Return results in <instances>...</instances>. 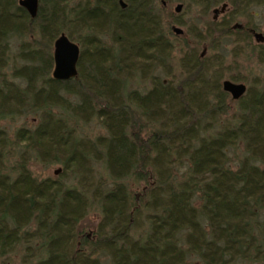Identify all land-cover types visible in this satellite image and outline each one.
Returning <instances> with one entry per match:
<instances>
[{
	"label": "trees",
	"instance_id": "obj_1",
	"mask_svg": "<svg viewBox=\"0 0 264 264\" xmlns=\"http://www.w3.org/2000/svg\"><path fill=\"white\" fill-rule=\"evenodd\" d=\"M105 1L82 13L67 8L70 0H39L33 18L18 0H0V119L39 117L13 139L0 127V260L21 247V264H102L99 248L106 264H264V82L230 98L236 112L223 118L230 104L222 61L206 65V48L194 46L178 59V78L159 79L156 69L173 75L169 23L153 0H129L124 9ZM81 18L87 32L110 34L111 44L89 35L75 77H52L46 44L22 41L23 62L10 64L12 37L36 31L52 41ZM134 76L151 86L127 90ZM72 118L96 119L106 134L86 144L72 134ZM29 150L61 164L76 184L34 176ZM97 161L114 185L97 193L99 230L89 236L80 225L89 190L78 183ZM126 179L143 186L128 190ZM140 217L146 229L134 238Z\"/></svg>",
	"mask_w": 264,
	"mask_h": 264
},
{
	"label": "rangeland",
	"instance_id": "obj_2",
	"mask_svg": "<svg viewBox=\"0 0 264 264\" xmlns=\"http://www.w3.org/2000/svg\"><path fill=\"white\" fill-rule=\"evenodd\" d=\"M164 1V3H162ZM258 0H203L202 3L194 0H153L156 12L159 14L161 20L165 23V28L178 26L187 33L186 38L181 35H176L172 30L168 34V38L174 44L172 72L173 75L168 74L162 69H156L154 76L161 80L168 81L171 76L178 78L179 68L177 66L178 59L187 50V48L196 47L199 51L205 47L206 65L213 66L216 61L221 62L220 72L223 73L221 79H230L235 82H242L247 87L252 89L260 88L264 82V3H258ZM208 2V3H207ZM84 0H70L67 8H77L83 5ZM181 3L182 9L179 12L174 10L175 6ZM207 3V5H206ZM223 3H226V8L223 12H219L216 19L213 20V9L220 8ZM40 5V4H39ZM67 9V10H68ZM228 25L231 28L229 34L219 31L220 27ZM237 27V28H236ZM239 28V29H238ZM69 29V30H68ZM64 32L74 36L75 41L79 44L80 49L84 48V41L89 35L98 36L102 45H109L110 34L106 31L99 33L89 31L80 23L71 25ZM253 30V31H252ZM250 32H260L263 39L257 41ZM22 41L35 43L38 46L49 45L53 53V42L42 38L35 31L28 33L23 37H12L10 40L9 61L11 65H20L23 61L18 58L19 45ZM31 46H34L33 44ZM47 49V46H44ZM52 74V73H51ZM126 89H137L139 92H145L151 86V79L134 76L127 81ZM176 82V81H175ZM21 85L23 83L19 81ZM70 97V96H69ZM231 96L228 94V102L230 104L228 112L223 118H231L236 112L237 104L235 101H229ZM72 100L73 99L71 97ZM38 113H27L21 116H9L0 119V127L4 128L9 134L10 138H14L15 132L20 127L32 129L38 123ZM72 134L81 139L86 144L93 142L96 137L106 134V131L101 127L98 120L93 119L85 122L72 118L69 121ZM15 151V152H14ZM23 151V147H18L13 150L14 156L10 158L11 161L17 160L19 154ZM28 166L32 174L37 178H57L61 175V180L70 184H76L73 175L70 172L62 174V165L59 163H50L39 160L35 157L34 151H27ZM59 169L58 173L54 171ZM86 178V179H85ZM82 178L78 187L80 190H89L87 196L89 200V209L87 215L81 222V227L86 233L91 236L92 232L99 230L100 223V206L97 199V193L107 190L114 185V179L108 175L102 165V161L93 162V167L88 176ZM128 190L133 192L139 190L142 182H134L131 179H126ZM95 196L93 195L94 191ZM138 221V229L131 232L134 238L144 233L146 229L145 217H140ZM103 233V230L101 231ZM96 255L101 260L102 264H106L108 257L104 251L99 248ZM23 256L22 248L18 247L9 257L0 260V264H21Z\"/></svg>",
	"mask_w": 264,
	"mask_h": 264
},
{
	"label": "water",
	"instance_id": "obj_3",
	"mask_svg": "<svg viewBox=\"0 0 264 264\" xmlns=\"http://www.w3.org/2000/svg\"><path fill=\"white\" fill-rule=\"evenodd\" d=\"M18 4L23 7L31 17H36L38 11V0H18ZM121 8L126 6L123 0H119ZM226 3H223L220 8H214L213 12H223L226 8ZM182 4H177L175 11H179ZM172 30L181 34L183 29L178 26H173ZM255 38L257 41L263 39V35L260 32L255 33ZM80 54L79 45L64 33H60L54 40L53 44V69L52 77L59 80H67L75 77L78 73L77 65ZM222 88L224 91L229 92L233 99L240 98L246 91V86L243 83H236L229 79H224L222 81ZM59 172V169L54 171Z\"/></svg>",
	"mask_w": 264,
	"mask_h": 264
},
{
	"label": "flooded vegetation",
	"instance_id": "obj_4",
	"mask_svg": "<svg viewBox=\"0 0 264 264\" xmlns=\"http://www.w3.org/2000/svg\"><path fill=\"white\" fill-rule=\"evenodd\" d=\"M118 1V4H119V0H117ZM124 2H125V4H126V6L124 7V8H126L127 6H128V2H129V0H123ZM96 2H106L105 0H84V3H83V5L80 7V9H81V11H82V13L85 11V10H93L94 9V7H96L97 6V4H96ZM162 3H164V1H162ZM39 0H38V9H39ZM179 4V3H178ZM181 4V3H180ZM119 6H120V4H119ZM121 7V6H120ZM176 7V6H175ZM124 8H121V9H124ZM181 9H182V7H181ZM180 9V10H181ZM174 10H175V8H174ZM179 10V11H180ZM179 11H176V12H179ZM214 13V12H213ZM219 13V12H218ZM218 13H214V15L212 16L213 17V20L214 19H216L217 18V16H218ZM37 14H38V11H37ZM37 16V15H36ZM84 19L83 18H81V21H79L80 22V24L82 25V21H83ZM83 26V25H82ZM173 26H175V25H172V27ZM172 27H171V30H172ZM173 31V30H172ZM62 32H64V31H61L60 33H62ZM174 32V31H173ZM183 32H184V30H183ZM183 32L181 33V34H177V33H175L176 35H182L183 34ZM59 33V34H60ZM65 33V32H64ZM253 33V36L255 37V33L256 32H252ZM66 34V33H65ZM68 37H69V35L68 34H66ZM57 38V37H56ZM55 38V39H56ZM54 39V40H55ZM69 39L71 40V38L69 37ZM73 41V40H72ZM73 42H75V41H73ZM75 43H77V42H75ZM53 44H54V42H53ZM78 44V43H77ZM79 45V44H78ZM79 48H80V46H79ZM230 80V79H229ZM223 81V80H222ZM232 81V80H231ZM233 82H235V81H233ZM236 83H242V82H236ZM244 84V83H243ZM245 85V84H244ZM246 86V85H245ZM247 86H246V90H247ZM230 96H231V94L229 93V92H227ZM245 93H246V91H245ZM245 93L242 95V96H244L245 95ZM241 96V97H242ZM231 98H232V96H231ZM239 99V98H238ZM236 100V99H235Z\"/></svg>",
	"mask_w": 264,
	"mask_h": 264
}]
</instances>
